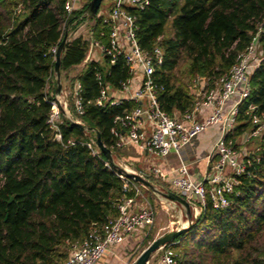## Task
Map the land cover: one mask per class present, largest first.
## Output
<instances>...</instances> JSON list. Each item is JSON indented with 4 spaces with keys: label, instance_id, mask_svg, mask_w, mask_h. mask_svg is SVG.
Listing matches in <instances>:
<instances>
[{
    "label": "trees",
    "instance_id": "obj_1",
    "mask_svg": "<svg viewBox=\"0 0 264 264\" xmlns=\"http://www.w3.org/2000/svg\"><path fill=\"white\" fill-rule=\"evenodd\" d=\"M65 2L0 0V264H63L93 229L119 216L120 204L135 196L134 184H139L98 146L87 144L98 130L116 151L114 119L137 104L132 99L105 106L96 102L97 70L114 88L131 76L123 56L113 64L105 58V66L94 59L85 62L90 39H67L61 72L84 66L71 84H82L79 118L87 130L61 112L58 138L48 122L57 91L49 89L56 84L50 49L66 34ZM87 5L70 15L68 30L88 17ZM129 10L137 16L141 47L152 51L158 45L164 51L154 77L158 102L172 115L194 104L195 78L206 79L204 89L216 86L258 36L261 61L250 74V94L239 106L231 137L253 130L250 105L264 113V0H151L144 9ZM92 31L95 39L107 40L101 37L109 31L101 16ZM250 153L252 163L238 176L230 204L215 208L208 199L173 240L177 264H264V132Z\"/></svg>",
    "mask_w": 264,
    "mask_h": 264
},
{
    "label": "built area",
    "instance_id": "obj_2",
    "mask_svg": "<svg viewBox=\"0 0 264 264\" xmlns=\"http://www.w3.org/2000/svg\"><path fill=\"white\" fill-rule=\"evenodd\" d=\"M90 0H66L65 9L68 17L64 22L65 35L72 39L80 35L84 30L83 22L70 34L68 31V18L70 15ZM151 0H113L112 6L103 13H99L108 25L109 31L101 32V37L107 40L93 37V31L89 37L91 44L89 54L96 49L103 58H108L109 64L116 62L119 56H123L129 66L131 76L123 80L118 88L128 92L125 99L137 102L136 106L118 115L114 119L111 128L112 134L117 137L116 147L134 144L140 149L152 152L160 156H166L171 152L180 154L185 146L195 139L201 132L213 124H220L222 133L214 144L213 154L217 156L216 162L204 178L196 182L190 176L189 168L183 163L179 171L181 176L171 181L172 191L183 195L191 203L199 215L210 199L215 208H223L230 204L229 195L235 192L239 184L238 176L244 173L247 166L252 163L248 158L250 152L236 149V140L231 137L238 124L239 106L250 94V74L259 65L262 53L259 50L258 36H255L247 48L240 52L237 60L228 73L224 74L218 85L204 89L207 85L205 78L198 76L194 79L196 100L191 108L180 116L172 115L165 111L157 99L158 86L154 74L157 67L164 61V51L160 46H155L152 51L145 50L138 42L136 30L137 16L129 8L144 9ZM21 9L19 8L18 11ZM58 44L50 49L56 59ZM88 54V55H89ZM90 55V60H92ZM140 76L138 87L132 91V84ZM96 80L100 86L99 97L96 102L99 105L118 104L123 99L114 98L110 94L111 85L105 80V74L97 70ZM83 88L79 80H76L71 88L75 113L68 109L67 99L55 96L51 100L53 109L48 122L58 132V123L61 112L66 113L70 121L82 122L79 118L84 113ZM210 108L211 112L203 119L198 120L197 115L203 108ZM256 106L251 104V119L253 130L247 133L245 141L264 132V113L255 111ZM83 123V122H82ZM148 127L151 128L148 131ZM90 148L97 146L96 137L87 143ZM232 169L230 174L225 173L226 167ZM122 178H126L121 174ZM133 184V183H132ZM129 180L125 188H129ZM134 187L136 185L134 184ZM201 208H197V202ZM134 197H128L120 204V214L111 219L102 228L93 229L88 236L71 250L63 264H96L102 258L105 251L111 246L121 243L127 236L141 228L151 227L156 220V214L152 206L141 208L137 211L131 209ZM175 242L161 245L159 248V264H177L176 252L173 248Z\"/></svg>",
    "mask_w": 264,
    "mask_h": 264
},
{
    "label": "crops",
    "instance_id": "obj_3",
    "mask_svg": "<svg viewBox=\"0 0 264 264\" xmlns=\"http://www.w3.org/2000/svg\"><path fill=\"white\" fill-rule=\"evenodd\" d=\"M91 58L104 66L106 65L105 59L96 49L92 52ZM139 81L140 76L137 77V80L132 84V91L138 87ZM216 85H218V83ZM110 94L114 98L120 99H125L129 95L128 92L121 91L114 87H111ZM210 112L211 109L209 107L203 108L198 113L197 119H203L210 114ZM150 129L151 128L148 127V131H150ZM221 133V125L213 124L185 146L180 154L173 151L166 156L147 152L140 149L137 145L130 144L123 148H117V150L113 152L114 162L119 163L118 161H120L125 163L132 169L131 171L142 174L158 187V189L172 190L171 181L173 178L182 175L179 168L183 163L188 165L190 176L194 181L199 182L204 178L217 160V156L213 154V148ZM231 172L230 170L225 171L226 174H230ZM135 188L136 194L131 209L137 211L141 208L152 206L156 214L154 225H156L157 228L154 231L155 235H152L154 225L141 228L127 236L121 243L115 244L106 250L102 258H100L96 264H137L141 253L151 244V241L156 238V235H162L165 228H167L166 225L161 224L159 220L161 215L165 214V211H167L165 207H167L169 203L166 204L163 200H160L157 192L144 186L142 183L136 184ZM176 193L178 192L176 191ZM170 201L175 202L173 200ZM157 204H159V206H157ZM155 207L159 210L158 213H156ZM196 207L198 209L201 208L199 205H196ZM184 209H186V222L181 221L182 225L169 229L167 233L182 227H187L191 224L192 212L187 210L185 206ZM181 219H183V217ZM155 253L152 254L147 264H159V260L156 257L157 254Z\"/></svg>",
    "mask_w": 264,
    "mask_h": 264
},
{
    "label": "rangeland",
    "instance_id": "obj_4",
    "mask_svg": "<svg viewBox=\"0 0 264 264\" xmlns=\"http://www.w3.org/2000/svg\"><path fill=\"white\" fill-rule=\"evenodd\" d=\"M112 3H113V0H103L101 6L99 8V13H103L107 9H109L112 6ZM98 17L99 16L97 13L94 17H91V18L87 17L86 19H84L83 24L85 26V29L83 30V32L80 35H82L85 38H89L91 33H92V27L97 22ZM74 30H68V31L71 34ZM83 68H84V66L80 65L78 67H75L68 74H64L63 72H61V82L63 84V89L60 92V94H58V96H60L61 99H65V97H66L67 103H68V109H69V107H71L73 105L72 97L70 95L71 88L73 86L71 84V79L73 77H76L82 71ZM55 83L56 84L53 87H51V86L49 87V89H51L52 91H53V89L56 88V90H57V88H58V81H57L56 75H55ZM53 84H54V82H53ZM51 90H50V92H52ZM196 90H197V88L192 87V91L194 93H196ZM56 93H57V91H56ZM55 96H57V94H55ZM65 115H66V113H65ZM247 133H244L241 136L235 138L236 144H237L236 149L243 152V154H242L243 156L245 155V152H249V151L256 149V147L258 146V138L260 137V135H258V136L252 137L249 140L245 141ZM89 134L93 136V134H91L90 131H89ZM118 162L119 163H116V164H118L120 167L125 168L129 171L132 170L125 163L120 162V161H118ZM226 170L232 171V169L229 166L226 167L225 171ZM153 180H157V179H153ZM159 189H161V188H159ZM161 190L165 191L167 189H161ZM159 197H160V200H163V202H165L166 204L167 203L170 204V205L168 204L167 207H165V209L167 211H165V214L161 215V218L159 220V222L163 225H166L167 228H165V230L163 231L164 233L162 235L161 234L158 236L156 235V238L154 240H152L151 243L154 242L155 240L161 238L162 236H164L167 233V231H169V229L177 227L179 225H182L181 221L186 222L185 219L187 218L186 217V209H184V206L182 204H180L178 202H171L170 199H167L166 197H164L162 195H160ZM197 205L201 206L200 202H198ZM155 209H156V213H158L159 210H157L156 207H155ZM190 212H192L190 222H193V220L199 215L196 216V211L193 207H191ZM182 217H183V219H181ZM177 220H179V221H177ZM156 228H157V226L154 225V228L152 230V235H155L154 231ZM155 254H157L156 257L159 258V252L157 251Z\"/></svg>",
    "mask_w": 264,
    "mask_h": 264
},
{
    "label": "water",
    "instance_id": "obj_5",
    "mask_svg": "<svg viewBox=\"0 0 264 264\" xmlns=\"http://www.w3.org/2000/svg\"><path fill=\"white\" fill-rule=\"evenodd\" d=\"M102 2H103V0H90V2L88 3V5L86 7V13H87L89 18L94 17L98 13V10H99ZM67 38H68V36L65 35L62 42L59 44L57 54H56V59H55L54 70H55V73L57 76V81H58V88H57V93H56L57 95L60 94V92L63 89V84L61 82V62H62V52H63V49L65 47ZM90 55L91 54H89L87 56L86 62L89 61ZM73 123L75 125L79 126L81 129L87 130V127L84 123L77 122V121H73ZM94 131H95V135H96L97 146L108 157V159H110L112 162H114V155H113L112 149L104 144L99 131L98 130H94ZM116 165L119 166L118 164H116ZM120 168H122V167H120ZM122 170H124V172L127 174V176L133 178L134 180H136L139 183H142L144 186L153 189L155 192H157L159 194V196L162 195V196L166 197L167 199L178 202V203L182 204L183 206H185L188 210L191 211V203L183 195L176 193L172 190L163 191L161 189H158L149 179L145 178L140 173L129 171L125 168H122ZM190 225L187 227H182V228H179L177 230L170 231V232L166 233L164 236H162L161 238L152 242L141 253V255L138 258L137 264H147L149 262L151 256H152V254L157 252L159 250V248L161 247V245L172 242L181 233H183L186 229H188L190 227Z\"/></svg>",
    "mask_w": 264,
    "mask_h": 264
}]
</instances>
